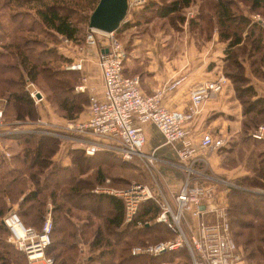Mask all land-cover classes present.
I'll return each mask as SVG.
<instances>
[{"label": "trees", "instance_id": "16d2710c", "mask_svg": "<svg viewBox=\"0 0 264 264\" xmlns=\"http://www.w3.org/2000/svg\"><path fill=\"white\" fill-rule=\"evenodd\" d=\"M194 1L148 0L138 10H133L132 17L119 28L136 18L150 21L155 16L177 19L175 22L178 26L184 21L179 12H183ZM238 1L203 0L198 3L199 15L192 17L188 26L192 31L202 32L216 25L219 39L227 42L223 72L232 81L243 113V128L236 140L239 146L235 148L242 158L246 157L245 165L249 169V174L235 178L234 182L242 187L264 188V139L254 138L251 134L264 121V99L253 97V87L245 75L243 64V60H247L251 70L262 76L260 64L264 65V27L256 22L250 23ZM241 1L247 5L249 12L264 15V0ZM97 2L98 0H0V6L11 10L5 14L0 8V97L5 102L4 119H33L35 115H40L25 88L26 79L36 83L44 81L48 90L46 99L58 114L75 119L84 109L87 94L74 90L79 71L55 64V61L65 57L53 47L41 46L43 40L38 37V33L53 36L58 33L70 40L80 39L83 27L86 31L88 29L89 15ZM19 16L26 17L31 22L28 25L23 22L16 24ZM26 33L34 36L30 37ZM43 54L45 56L40 57ZM11 136L14 141L8 148L14 149L13 154L6 160L0 152L1 249L4 245L11 247V244L3 242L8 237L9 230L1 218L16 201L19 202L18 210L23 220L36 229L44 221L47 202H51V241L45 253L55 263L151 264L146 254L130 253L133 245L131 242L138 240L134 244H145L174 235V231L166 223L154 221L149 226L135 227L125 222L123 203L119 197L92 190L98 184L125 187L132 179L147 181L145 169L137 158L124 161L110 150L86 155L81 149L71 148V162L63 164L52 158L61 144L53 135L28 132ZM221 147L219 148H224ZM107 178L109 182H106ZM30 183L33 185V193L20 200ZM6 187L11 194L9 201L3 196ZM262 199L257 192L236 186L229 188L228 211L235 242L233 227H246L249 225L247 219H252V222L262 220L259 239L256 241H263L264 211L261 214L256 211L260 209ZM158 210L159 205L154 199L146 200L140 206V216L154 218ZM126 230L127 234H124ZM247 238L251 236L247 235ZM180 253L185 251L182 249ZM4 254L0 252V264H27L24 252L16 247L13 249V255H17L14 260ZM167 256L168 253L165 252L157 258L164 259Z\"/></svg>", "mask_w": 264, "mask_h": 264}, {"label": "built area", "instance_id": "2783aa9c", "mask_svg": "<svg viewBox=\"0 0 264 264\" xmlns=\"http://www.w3.org/2000/svg\"><path fill=\"white\" fill-rule=\"evenodd\" d=\"M147 1L127 0L126 15L120 25L130 19L133 10L140 8ZM191 12L189 10V13ZM253 19L264 27V15L256 13ZM85 42L97 48L96 61L103 77L101 93L96 92L94 86L83 76L75 89L87 92V116L81 120H68L60 128L51 123L47 126V121L40 118L42 124H38L39 127L45 133L59 135L66 138L63 141L77 144L87 155L110 150L124 160L137 158L145 167L151 178L149 184L133 179L125 187L98 184L93 188L96 193L111 194L122 200L125 222L142 227L152 221H158L168 224L174 231V235L169 238L133 244L130 248L131 254L158 256L165 252H175V259H163L157 264H236L239 255L231 234L227 206L215 202L214 190L203 184L202 180L210 176L196 165L197 161L203 158L197 154L187 126L200 110L205 98L210 93L223 89L226 76L220 74L213 80L196 83L189 90V101L185 107L170 108L163 103L164 95L174 90L183 76L167 80L151 92H144L140 87L138 75L123 72L125 48L116 31L88 26ZM82 63L83 57H79L66 68L81 69ZM29 89L34 103L40 104L43 101L42 92L35 87ZM2 119L3 107L0 102V123ZM146 122L153 123L161 132L164 141L175 146L176 159L165 161L180 168L183 177L178 190L171 198L166 196L165 186L155 174V163L162 158L155 151L144 150L143 125ZM251 134L254 138L264 139V121L260 122ZM224 142L222 136L204 131L199 146L219 148ZM5 154L8 156V151ZM152 199L159 205L157 214L151 219L142 218L141 204ZM185 213L196 218L195 225L189 223L187 228ZM1 219L9 230L7 239L24 252L27 264H56L51 256L45 254V249L51 241L50 209L47 210L39 229L27 224L15 208L8 210ZM182 249L185 253H180Z\"/></svg>", "mask_w": 264, "mask_h": 264}, {"label": "crops", "instance_id": "0c3cea01", "mask_svg": "<svg viewBox=\"0 0 264 264\" xmlns=\"http://www.w3.org/2000/svg\"><path fill=\"white\" fill-rule=\"evenodd\" d=\"M201 1L203 0H195L185 8V10H192V17L194 18L199 15L198 3ZM238 3L244 14L249 17L250 23H255L254 14L260 12H249L243 1L239 0ZM132 14L129 16L130 18ZM155 17L151 21L136 18L133 22L116 30V34L121 37L125 48V57L122 63L123 70L127 74L139 76L140 87L144 92H151L165 81L183 76L184 78L179 85L174 90L167 92L163 98V103L167 107L183 108L189 101V90L193 85L203 80H213L220 74L225 75L223 65L226 63L225 50L227 42L219 39L216 25L206 31H192L188 26L187 19H184L182 24L179 23L176 28L174 27L172 31H168L163 27H158L154 31L152 28H148L147 25L153 24V21L156 20ZM208 34H210V37H207ZM90 47L93 49L85 53L80 52L84 57L80 71L81 74L86 76L87 82L94 86L96 92L101 93L103 77L96 61V49ZM243 64L245 65V75L249 78V84L253 87V97L264 99V65L260 64L263 72L262 76H259L251 70L247 60H243ZM225 76L227 80L223 89L219 92H212L205 98L200 110L187 123V126L190 130L191 142L195 146L197 154L203 158V160H198L196 165L210 176L202 182L214 190L215 202L226 205L228 211L227 192L231 186L241 187L253 192H256V186L242 187L234 182L235 178L249 174V169L245 165L246 157L242 158L235 148L239 146V142H236V140L240 137L243 128L242 105L236 95L231 79L227 75ZM85 93L87 94V92ZM41 105L38 111L42 120H51L50 117H52L55 123H64L61 122V117L56 118L55 113L51 114L49 112L47 108L49 106L43 108L44 104ZM87 114L88 103L82 110V117L80 118H85ZM12 126H10L11 129L4 131V133H11L9 137H6L11 142L0 141V152L6 160L14 152V149L9 150L8 148V145L14 141L11 135L18 131L14 128L15 125ZM2 128L7 129V126H2ZM143 130L145 133L144 150L155 151L162 158V160L155 163V174L164 184L166 196L171 198L178 190L183 177L180 168L173 167L165 161L176 159L175 146L164 141L161 132L153 123H144ZM204 131L222 136L225 140L222 145L224 148L200 147L199 142ZM71 148L81 149L72 142H61L59 149L52 158L61 161L63 164H69L71 162L69 154ZM6 151L11 153L5 156ZM217 179L224 181H218ZM150 181L151 179L146 183L149 184ZM31 191V188L28 187L20 199L27 198ZM185 217L187 228L189 223L190 225L196 224V218L189 213H185ZM153 222L146 226L151 225Z\"/></svg>", "mask_w": 264, "mask_h": 264}, {"label": "rangeland", "instance_id": "374dc122", "mask_svg": "<svg viewBox=\"0 0 264 264\" xmlns=\"http://www.w3.org/2000/svg\"><path fill=\"white\" fill-rule=\"evenodd\" d=\"M192 7L194 8V6H192ZM0 8H1L2 11H5V14H8V13L11 12V10L8 7L3 8L2 6H0ZM88 9L89 8H87V10ZM189 10L183 11L184 13L183 12H179V14L181 16H183L184 19H187L188 21L193 16V12L189 13ZM155 19L156 20L153 21V24H150V25L148 24L147 25L148 28H152L154 31H155V29H158V27H163V28L167 29L168 31H172L174 27L175 28L177 27V23L175 22V20H177V19L173 20V19H171L169 17H165V18L155 17ZM17 20H18V22L16 24H19V22H21V23L23 22V23H25V25H28L31 22L30 20H27L26 17L23 18L21 16H19ZM144 26H146V25H144ZM159 29H162V28H159ZM82 32L83 33L79 36L80 39H75V40H70V39L64 38L61 35H59L58 33H55L54 36L53 35H49L48 33H44V32L41 33V34L38 33V37L42 38V40H43V45L41 44V46H43V47H46V46L53 47L58 54H61L62 56L65 57V59H58V61H55L56 62L55 64L58 63L59 66H62L64 68H66V66L71 64L74 60L78 59L79 57H83L82 54H80V52H84L85 53L88 50L93 49L89 45H87L86 42H85V36H86V32L87 31L84 30V27H83ZM26 34L28 36H30V37L34 36V34H32V33H26ZM116 35L122 41L121 37L118 34H116ZM151 38H153V37L151 36ZM92 47H94L97 50V48L95 46H92ZM39 48H41V47H39ZM58 54H56V55H58ZM42 56H45V55L43 54L40 57H42ZM83 61H84V57H83ZM75 70L79 71L78 81L75 84V86H76L82 80V77L84 76V74H81V71H80L81 69H75ZM128 75H130V74H128ZM39 82H40V80H39ZM39 82L36 83V82H32V81L26 79L25 88L27 89V92H29L28 93L29 95H30V89L29 88H31V87L38 88L42 92V94H43V101L42 102L43 103L42 102L41 103H42V105L44 104L43 108L49 106L50 108L47 107L49 112L51 114L55 113L56 114V118L58 116L61 117V119H62L61 122H64V123H66V121H68V120H77V119L81 120V119H83V118H80V117H82L81 116L82 111H81V113H79V115L75 119H68L65 116H62V115L58 114L54 110V108L48 103V101L46 99L48 90L45 88L44 81L42 80V83H39ZM43 85H44V88H43ZM75 86H74V90L76 91ZM30 97H31L32 101L34 102L33 97L31 95H30ZM3 99H4L3 97H0V102L2 103V107L4 108V103L5 102H4ZM41 103L38 104V105L36 104L37 108H40ZM87 103H88V99H87ZM40 117H41V115H35L33 119H30L29 117H23L21 119L20 118L15 119V118H10L9 117V118H5L6 119L5 120L4 119V114H3V119H2V121L0 123V141L1 142H11L10 139H6V136L9 137L11 133H4V131L11 129L13 127L12 125L16 126L14 128L18 130L16 132L18 134L19 133H28V132L37 133V134H39V133L48 134V133L43 132L42 131L43 129H41L39 127L40 125H38V124H42L40 122ZM53 117H55V116L53 115ZM44 119H46V118H44ZM50 119L51 120L46 119V121L47 120L48 121H47V123L45 125L49 126V124L51 123L52 125H55L56 127H59V128L64 125V123H59V124H58V122L55 123V120H53L52 117H50ZM2 126H7V129H3V128L1 129ZM10 126H12V127H10ZM62 132H64V131H62ZM12 133H14V132H12ZM16 133H14L12 135H15ZM66 134H70V133H66ZM50 135H53V134H50ZM53 136L56 137V140L58 142H59V140H60V142H67V141H63L64 139H66L64 137H61L59 135H53ZM5 156H7V155H5ZM122 160H124V159H122ZM124 161H128V160H124ZM91 163H93V160L91 161ZM143 168L145 169V167H143ZM144 171H145L146 176L148 177L147 181L150 180L151 178H150L149 173L146 171V169ZM107 179H108V181L106 180V182H109V178H107ZM31 185L32 184L30 183L27 187H30L31 190H32L31 193H33V189L31 187ZM110 186H112V185H110ZM115 187H117V186H115ZM256 187L260 188V189H263L262 192L256 191V190H260V189H256ZM256 187H255V191L258 192L260 194V197L263 198L262 201H261V205L259 206L260 209H256V211H259L257 214H261L264 211V188L260 187V186L259 187L256 186ZM93 188H92V190H93ZM5 189L6 190H5V193L3 194V196H5L6 200L9 201V198L11 197V194L9 193V189H7V187ZM13 203L14 204L11 205L10 209L15 208L19 212V210H18L19 209V206H18L19 202L16 201V202H13ZM50 206H51V202L48 201L47 202V207H48L47 210L48 209L51 210ZM103 208H105L104 205H103ZM47 210L45 212V215L47 213ZM101 211H102V208L100 207L99 208V212H101ZM251 212H252V210H251ZM51 218H52V215H51ZM247 221H248L249 225H247L246 227L241 226V225H237V226L233 227V231H235V233H236V234H234V236L236 237L237 253L239 255V260L237 261L236 264H264V257H262V256H264V239H263V241H259V240L256 241L257 238L259 239V237H258V234L260 233L259 232V230H260L259 226H260V223L262 222V220L260 221V219H259L256 222H252V219H247ZM254 224H258V225H254ZM252 233H254L253 236H252ZM124 234H127V230L124 232ZM247 235H250L251 238H247ZM137 241L138 240H135V241L131 242V244L137 243ZM3 242L11 244L10 245L11 247H9L7 245H4L2 249L0 248V252L1 253L4 252L7 257H9L12 260H14V258L17 256V255H13V249L15 247L14 244L12 242H10L7 238L4 239ZM178 254L179 253H177V255ZM146 255L149 256V258L151 260V264H157L160 260H163L162 258H157L159 255L158 256H153V255H148V254H146ZM248 258H250V259H248ZM26 259H27V257H26ZM164 259H175V252L168 253V256L166 258H164ZM56 264H61V263H56Z\"/></svg>", "mask_w": 264, "mask_h": 264}, {"label": "water", "instance_id": "95a60500", "mask_svg": "<svg viewBox=\"0 0 264 264\" xmlns=\"http://www.w3.org/2000/svg\"><path fill=\"white\" fill-rule=\"evenodd\" d=\"M127 11V0H98L89 15V27L116 31Z\"/></svg>", "mask_w": 264, "mask_h": 264}]
</instances>
